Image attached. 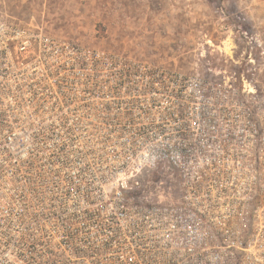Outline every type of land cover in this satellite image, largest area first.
Returning <instances> with one entry per match:
<instances>
[{
  "label": "rangeland",
  "instance_id": "obj_1",
  "mask_svg": "<svg viewBox=\"0 0 264 264\" xmlns=\"http://www.w3.org/2000/svg\"><path fill=\"white\" fill-rule=\"evenodd\" d=\"M0 78L42 82L27 118L31 131L14 134L7 148L1 141L0 156L29 158L32 178L54 182L59 174L64 190L76 176L77 212L46 213L53 235L62 237L66 226L90 245L118 241L120 225L135 216H120L115 189L133 184L132 176L141 175L152 201L180 198L176 167L151 161L173 154L182 135L193 140L194 130L220 125L264 128V0H0ZM8 135L1 132L0 140ZM204 167L179 165L185 182ZM218 187L208 180L202 223L209 245L264 240V194L233 197L224 210ZM87 208L98 209V223L82 219ZM37 229L32 238H39ZM14 250L26 258L8 264L54 258L33 240ZM247 254L236 261L220 244L209 248L207 264H264ZM114 258L106 253L100 264ZM58 260L99 264L75 255L74 244Z\"/></svg>",
  "mask_w": 264,
  "mask_h": 264
},
{
  "label": "built area",
  "instance_id": "obj_2",
  "mask_svg": "<svg viewBox=\"0 0 264 264\" xmlns=\"http://www.w3.org/2000/svg\"><path fill=\"white\" fill-rule=\"evenodd\" d=\"M41 84L40 80L32 78H0V133L9 134L0 142H4L6 148L13 143L14 134L31 131L27 118L34 112ZM194 131L193 140L188 139L189 135H182L187 138L174 146L173 154L164 152L151 161L152 167H176L181 184L180 198L167 204L152 201L146 196L148 187L137 180L141 175L135 174L133 184L124 182L115 189L122 199L120 216L130 211L135 218L120 225L118 241L96 240L99 242L94 243L96 246L90 245L91 240H83L82 232L71 227L67 230L65 226L62 237H55L52 224L47 220V212L57 211L56 216L64 209L71 214L77 212L73 173V181L68 182L64 190L59 174H55L54 182L41 181V175L32 178L29 172L32 173L34 163L29 158L12 160L0 156V264L17 258L24 260V251L21 254L14 246L25 242L31 245V240L40 242L46 255L54 257L50 264H61L58 254L73 244L75 255L94 258L99 264L106 253L115 256L111 264H207L209 248L220 244L236 261L248 258L247 252L250 260H264V240H214L211 246L207 228L202 223L208 204L207 183L211 178L218 180V203L224 210L232 209L229 201L233 197L253 198L264 194V141L259 134L264 128L220 125ZM202 162L206 167L195 180L185 182L179 165ZM81 217L86 222L101 220L97 208H87ZM65 222L63 219L62 223ZM37 228L41 230L39 238H32V230L37 232ZM105 229L109 232L112 228L107 225ZM164 231L169 234L168 240L162 238ZM78 236L83 237L82 240H72ZM236 251L243 252V256L235 255Z\"/></svg>",
  "mask_w": 264,
  "mask_h": 264
},
{
  "label": "trees",
  "instance_id": "obj_3",
  "mask_svg": "<svg viewBox=\"0 0 264 264\" xmlns=\"http://www.w3.org/2000/svg\"><path fill=\"white\" fill-rule=\"evenodd\" d=\"M91 250V249H90Z\"/></svg>",
  "mask_w": 264,
  "mask_h": 264
}]
</instances>
